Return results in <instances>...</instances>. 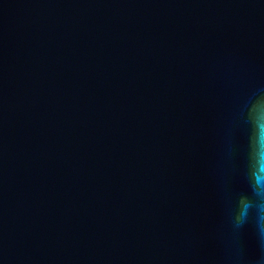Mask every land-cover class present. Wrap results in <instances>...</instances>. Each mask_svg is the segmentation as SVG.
<instances>
[{
  "label": "water",
  "instance_id": "95a60500",
  "mask_svg": "<svg viewBox=\"0 0 264 264\" xmlns=\"http://www.w3.org/2000/svg\"><path fill=\"white\" fill-rule=\"evenodd\" d=\"M261 154L264 0H0V264H264Z\"/></svg>",
  "mask_w": 264,
  "mask_h": 264
},
{
  "label": "clouds",
  "instance_id": "9594fccd",
  "mask_svg": "<svg viewBox=\"0 0 264 264\" xmlns=\"http://www.w3.org/2000/svg\"><path fill=\"white\" fill-rule=\"evenodd\" d=\"M252 189L255 196L264 199V154H261L256 170L252 175ZM249 205H245L242 215H247ZM264 211V205H258Z\"/></svg>",
  "mask_w": 264,
  "mask_h": 264
}]
</instances>
